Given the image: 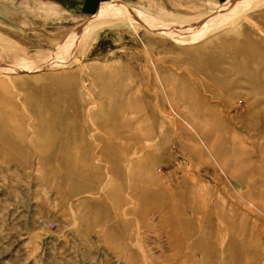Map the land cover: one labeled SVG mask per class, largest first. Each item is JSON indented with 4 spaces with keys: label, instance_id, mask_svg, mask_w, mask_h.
<instances>
[{
    "label": "rangeland",
    "instance_id": "rangeland-1",
    "mask_svg": "<svg viewBox=\"0 0 264 264\" xmlns=\"http://www.w3.org/2000/svg\"><path fill=\"white\" fill-rule=\"evenodd\" d=\"M11 1L0 264H264V0Z\"/></svg>",
    "mask_w": 264,
    "mask_h": 264
},
{
    "label": "crops",
    "instance_id": "crops-1",
    "mask_svg": "<svg viewBox=\"0 0 264 264\" xmlns=\"http://www.w3.org/2000/svg\"><path fill=\"white\" fill-rule=\"evenodd\" d=\"M5 1L9 4H13L11 0H1ZM52 2L57 7L67 11L68 14L74 15V16H96L100 9H102L104 6L102 5L104 2L108 0H48ZM129 1V0H127ZM165 2L166 6H171V8H178L182 7L183 1L190 2L191 7H195L197 10L200 11V9L206 10V14L209 10H213L215 7L217 8L218 5L225 2H230L231 0H159ZM231 4L224 5L227 6L226 8H229Z\"/></svg>",
    "mask_w": 264,
    "mask_h": 264
}]
</instances>
